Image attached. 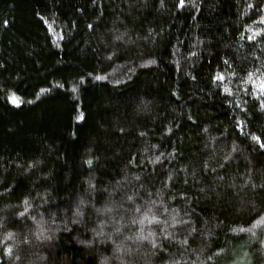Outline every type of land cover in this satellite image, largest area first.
Here are the masks:
<instances>
[{
  "label": "trees",
  "instance_id": "trees-1",
  "mask_svg": "<svg viewBox=\"0 0 264 264\" xmlns=\"http://www.w3.org/2000/svg\"><path fill=\"white\" fill-rule=\"evenodd\" d=\"M177 4L0 0L2 264L53 259L56 264H121L112 242H96L91 249L78 243L91 239L102 219L87 200L90 179L97 187L103 180L109 191L120 181L121 192L140 207L139 213L121 210L123 235L113 236L115 244L124 236L154 232L163 249L128 240L133 256L125 257V264H264V194L246 183H264V155L252 140L253 135L264 140V95L244 91L252 90L247 73L264 71V39L248 40L264 30L259 23L264 0H186L184 9ZM119 34L129 42L114 41ZM218 72L233 95L221 94L219 82H213ZM12 94L21 107L7 102ZM126 100L132 106L118 111ZM141 100L150 102L149 112L136 110ZM118 126L127 138L109 141L118 137ZM140 132L146 135L135 138ZM212 149L214 154L207 155ZM97 155L102 167L92 171L84 161L91 158L95 166ZM156 157L159 162H150ZM203 162L209 170L201 173ZM219 164L225 166L219 169L223 179L218 195L209 199L199 189L215 184L211 168ZM193 168L199 179L192 177ZM179 169L189 174V183L179 185L187 203L174 184ZM137 174L141 181L134 179ZM81 198L86 201L83 222L72 224ZM186 211L197 226L186 248L178 243L182 236L165 241L159 231L163 224L149 223L153 216L184 217ZM145 214L143 224L132 222ZM38 229L45 236L54 233L51 244L36 240ZM104 230L110 231L109 224ZM8 233H14L11 239ZM25 235L30 244L22 242ZM6 248L13 250L10 257Z\"/></svg>",
  "mask_w": 264,
  "mask_h": 264
},
{
  "label": "snow or ice",
  "instance_id": "snow-or-ice-1",
  "mask_svg": "<svg viewBox=\"0 0 264 264\" xmlns=\"http://www.w3.org/2000/svg\"><path fill=\"white\" fill-rule=\"evenodd\" d=\"M176 7L178 9L186 8L187 7L186 0H178V4L176 5ZM192 7H195V5L193 4ZM249 7L250 8L254 7V5L250 4ZM259 11H264V9H259ZM41 19L43 18L41 17ZM259 23L264 24V16H261ZM4 26L5 27L8 26L7 20L4 21ZM89 27L91 28V25H89ZM124 36L125 34L114 35L113 40L128 43L129 41H125ZM254 36H261L262 39H264V30L256 32L254 33V35H250L248 37V40L250 42H253ZM253 46H255V43H253ZM192 55H196V53L193 52ZM108 58L111 59V56H109ZM223 64L228 65V61L224 60ZM228 66L230 67V65ZM96 79L100 80L102 79V77L97 76ZM193 79H195V77H193ZM212 79H213V82H219L217 86L220 87L221 94L228 95V96L233 95L232 89L228 87L227 85H225L224 83L226 80V77L224 76L223 72H218ZM257 80L259 81L258 86L256 83ZM248 81L252 82V90L250 91L249 89H244L246 93H248L249 95H253L254 93H259L260 95H264V71L257 70V72H248L247 79L245 82H248ZM42 91H45V90L42 89ZM73 91H75V89H73ZM260 95L255 96V98L259 100ZM6 100L7 102H9L11 105H13L16 108L21 107L22 101L15 94L6 96ZM132 103H133L132 100L122 101L118 108V111L123 110L126 112L132 106ZM149 105H150V102L141 100L139 105H137L136 110L147 113L150 111ZM260 106L262 109H264V100L260 101ZM80 119L82 120L83 116H81ZM191 119H192L191 116H189V120ZM192 122L193 124H195V121H192ZM117 130H118V137H110L108 138L109 141H111L112 139H117L121 137L127 138L125 137V128L123 126H118ZM240 130H241V134L243 135L242 125L240 127ZM169 131H171V129H169ZM204 131H207V129H204ZM145 135H146L145 133L140 132L135 138L138 139L140 137H144ZM252 140L258 144L261 155H264V140H262L261 137L258 135H253ZM153 147H155V145H153ZM233 151H235V149H233ZM214 152H215V149H212L209 153H207V155L209 156L213 155ZM58 158H59V154H58ZM159 159H160L159 157H156L155 161H150V162L156 163V162H159ZM130 160H134V157H130ZM96 161L97 162L95 166L93 165V159L91 158L85 160L84 162L87 164L90 170L99 171L102 166L99 163L98 155L96 156ZM39 163H40L39 161H36V166H38ZM224 167L225 166L223 164H219V165H214L211 168V172L214 175H216L217 180L215 184L211 188H209L207 191L203 187H201L199 189L200 194L208 197L209 199L214 195H218L216 188L219 185V181L223 179V175H224L223 173L219 171V169H223ZM208 170H209L208 164L206 162H203L201 173H204ZM188 175L189 174L187 170L179 169L177 171V176L174 181V184L176 185V192L180 196V198L183 200L184 203H187V196L180 191L179 185L181 184L187 185L189 183ZM191 175L194 178V180L199 179V177L196 176L195 168L192 169ZM262 175H264V173H262ZM134 179L136 181H141V177L139 174L135 175ZM169 180H173V178L169 176ZM87 183H88V189L91 190L90 192L87 193V200L92 202V206L97 216L102 217V219L100 221V224L96 228L92 229L93 235L91 239L85 238L83 240H79L78 243L83 245L85 248L91 249L93 248L96 242H99L100 244H104L106 242H112L114 244L115 253L119 254L117 255L116 258L121 261V264H125V257L131 258L133 256L132 248L125 243L128 240H132L133 243H135L136 241H141V242L147 241L148 244L151 245L152 249L157 250V251H163L161 246L157 244L155 240L154 232H149L147 235L141 234L135 237L124 236V240L121 241L120 244H115V241L113 240V236L123 235L124 225L122 224V221L124 219V216L121 214V210H123V212L134 210L135 212L139 213L140 207L136 205V201L133 199V196L128 195L126 192H121V182L120 181H116V184L112 188V191H109L108 187L104 186L103 180L99 182L101 187H97V184L94 183L91 179ZM246 183L250 184L252 191L255 192L257 189H260L261 194H264V183L257 184V183H252L251 181L246 182ZM140 186L143 187V183H141ZM165 187L167 188L168 185L165 184ZM169 194L171 195V189H169ZM148 195L149 197H151L152 194L149 192ZM97 198H99V200ZM173 199H175V197H173ZM97 202H103V206L96 208L95 203ZM27 203L28 202L25 201V204ZM85 203H86L85 199L81 198L79 205H77L76 211L73 213V218H71L72 224H79L83 222V218L85 216V212L83 210L85 207ZM161 207H162V215L167 214L168 212L167 207L163 205ZM148 211L150 212L151 208H149ZM18 215L20 217H24L25 212H20ZM31 219L35 221V217H31ZM146 219H148V216L145 214L142 219H133L132 222L143 224L144 220ZM169 220L171 221L170 223H169ZM153 222L156 224H163V227L160 228L159 231L163 235V238L165 241L172 242L175 237L182 236L183 238L178 241L181 248H186V246H190L188 244V237L191 236L193 233L197 232V226L195 222L192 220V214L188 213L187 211L185 212L184 217H180L179 214L177 213L176 215H172L171 217L166 216L164 220H160L157 217L153 216L152 219L149 221V223H153ZM106 223L109 224V227H110V231L108 233H105V230H104ZM0 227H4L3 223H0ZM169 228L173 229L174 231L169 232L168 231ZM63 231H69L67 226H65ZM142 231L143 230H141V232ZM241 231H244V229H241ZM13 235L14 233H8L7 239H11ZM34 235L36 237V240L39 243L43 244L45 241H47L49 244H51L53 241L54 233L45 236L43 232L38 229V231L34 233ZM22 242L25 244L31 243V241L27 238V235H25ZM12 251H13L12 248H6L5 255L10 257ZM16 259L19 260L20 257L17 256ZM42 259H47V258L42 257ZM0 264H2V262H0ZM49 264H56L55 259L50 261ZM173 264H179V261H174Z\"/></svg>",
  "mask_w": 264,
  "mask_h": 264
}]
</instances>
